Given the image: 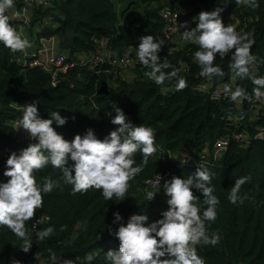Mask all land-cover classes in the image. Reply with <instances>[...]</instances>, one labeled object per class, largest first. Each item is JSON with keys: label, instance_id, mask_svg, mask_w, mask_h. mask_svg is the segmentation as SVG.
Returning a JSON list of instances; mask_svg holds the SVG:
<instances>
[{"label": "trees", "instance_id": "1", "mask_svg": "<svg viewBox=\"0 0 264 264\" xmlns=\"http://www.w3.org/2000/svg\"><path fill=\"white\" fill-rule=\"evenodd\" d=\"M46 1L47 6L32 8V24L41 25L37 36L56 35L60 50L69 61L77 63L52 85L49 73L37 67H22L16 62L17 53L0 44L1 181L8 179L3 172L9 154H19L21 149L35 143L34 140L18 142L12 137L10 122L22 116V110L14 104L26 101L37 102L41 118L47 119L56 111L67 117L65 125L58 127L53 123L52 126L69 141L88 129L100 139L115 130L118 126L111 123V118L112 106L116 105L133 124L153 129L156 151L147 163L143 162L141 152L134 154V166H140L142 171L129 180L122 201L115 196L105 200L101 190L95 188L74 193L72 186L62 179V172L51 164L37 170L34 175L38 184L50 178L59 186L42 194V206L25 221L31 242L27 252L24 251L27 241L6 226H0V264H64L66 260L73 264H110L107 251L118 247V241L108 232L109 226L116 227L112 225L113 213L118 211L125 222L132 214H146L150 221L161 218L168 207L160 199L163 191L148 188L145 181L156 175L187 179L198 167L211 174V186L220 201L216 220L206 222L207 234L218 233L220 241L215 246L194 245L197 254L205 264H264V138L253 139L264 127V97L260 100L252 97L254 87L250 77L235 76L229 67L231 52L223 58L217 55L214 61L221 67L223 76L202 77L199 66L193 62L197 46L166 39L158 16V9L169 4L195 27L193 17L201 11L226 5L221 13L222 22L225 26L234 25L237 32L253 41L250 52L254 60L248 66L249 72L251 76L264 77V0H257L255 8L239 0H140L137 4L126 0L121 13L117 12L113 0ZM49 16L53 18L50 25L45 23ZM119 18L126 27L118 23ZM142 35L164 41L158 55L161 61L167 60L171 65L165 71L176 70L186 80L184 89H175L176 78L166 80L163 85L150 81L144 75L148 69L140 63L130 70L136 76L127 79L129 73L114 77L112 66L107 62L93 66L78 62L80 56L102 51L100 41L105 37H111L113 58L132 55ZM223 81H230L234 90L244 89L248 98L242 103L231 99L216 101L198 89L203 82L214 85ZM163 90L169 93H161ZM236 133H247L249 143L236 142ZM218 138H227L228 145L214 159L212 146ZM203 149L211 151V155H198ZM185 155L196 164H181L179 158ZM240 177H249L239 193L243 202L232 204L228 196ZM149 191L156 194L151 201L147 200ZM193 192L199 197L195 203L201 210L206 208L204 198L195 189ZM40 215L47 216L48 220L33 231L32 224ZM49 225L54 228L53 234L38 240L36 234Z\"/></svg>", "mask_w": 264, "mask_h": 264}, {"label": "clouds", "instance_id": "2", "mask_svg": "<svg viewBox=\"0 0 264 264\" xmlns=\"http://www.w3.org/2000/svg\"><path fill=\"white\" fill-rule=\"evenodd\" d=\"M239 2L252 8L258 6L257 0ZM12 6L13 0H0V44L13 52L23 51L30 47V42L10 26L7 10ZM225 7L201 11L193 17L195 27L188 28L187 22L180 24L179 28L186 29L181 37L185 42L197 46L193 62L199 66L202 77L223 76L221 67L214 61L217 55L223 58L231 52L230 69L238 78L250 77L257 86L254 95L262 98L264 77L250 76L248 67L254 60L250 52L253 41L247 35L238 33L234 25L225 26L221 16ZM163 45V40L142 35L138 38L136 57L148 69L144 75L150 81L163 85L166 80L176 78L175 89L180 91L187 86V82L176 70L165 71L171 65L167 60L161 61L158 55ZM226 91L234 102L242 103L243 99L248 98L240 87L234 91L227 88ZM22 109L16 130L23 129L35 143L21 149L19 154L10 153L5 161L3 175L8 179L0 182V226H6L17 237L27 241L24 248L27 252L31 242L25 221L32 218L35 210L42 206V194L50 193L59 186L57 181L50 178L45 179L42 185L38 184L34 175L37 170L51 164L62 172V179L72 186L74 193L95 188L101 190L105 200L115 196L122 201L129 180L142 171L140 166H134V154L141 152L143 162L147 163L156 148L153 129L133 124L116 105L112 106L114 115L111 118V123L118 126L115 130L100 139L92 129H88L83 135L76 134L70 141L52 126L53 123L58 127L67 123L68 118L61 116L59 111L50 113L49 118L44 119L39 114L37 102L27 104ZM181 157L184 161H179L183 165L196 164L188 160L187 155ZM69 161L72 163L69 164ZM168 178L162 187L155 188H161L167 197L168 207L162 212L161 218L150 221L146 214H132L125 222L118 211L113 213L112 225L116 227L113 229L109 226L108 232L118 241V247L107 251L106 259L110 264H205L194 245L203 243L215 246L220 241L218 233L209 236L206 230V222L216 220V207L220 203L211 186V174L207 169L198 167L187 179L176 176ZM161 179L160 176L157 181L159 185ZM248 179L240 177L235 181L228 196L230 203L243 202L239 193ZM193 189L204 198L207 207L203 210L195 203L199 197L194 195ZM155 195L149 191L147 200H153ZM53 232V226L49 225L36 234L37 239L43 241ZM64 264L73 262L66 260Z\"/></svg>", "mask_w": 264, "mask_h": 264}, {"label": "built area", "instance_id": "3", "mask_svg": "<svg viewBox=\"0 0 264 264\" xmlns=\"http://www.w3.org/2000/svg\"><path fill=\"white\" fill-rule=\"evenodd\" d=\"M34 5H43L47 6L46 0H13V6L7 10V15L9 16V24L12 26L18 33L21 35H25L26 38L30 42V46L23 51H15L17 53L16 62L22 65V67H37L42 71H45L50 74L52 85H55V80L58 76L66 74L70 69L75 67L76 61L68 60L67 56L61 50H55L50 45L43 44V42L57 43L56 36H50L48 38L37 36V31L40 30L41 25L38 22L32 24V8ZM158 16L162 21L163 28L162 33L166 39L174 40L175 42L185 43V41L181 37V33L185 31V28H179L180 24L187 22L188 28H192V21L183 16L181 12L176 10L173 6L169 4H164L158 9ZM52 17L49 16L45 20V23L50 25L52 21ZM118 23L123 26H127L122 19L119 18ZM23 28L25 30V34L23 33ZM34 34V38L30 39L27 35V30ZM241 34V31H238ZM111 37L102 38L100 43L103 48L102 51L96 52L94 54H90L89 56L78 58V62L83 65L93 66L101 63L107 62L112 66L111 72L114 77H117L119 73H129L127 79H132L136 75L132 74L130 70L135 67V65L139 64V61L136 57V52L132 55H125L118 59L113 58L111 56V44H109ZM251 76V75H250ZM251 80L252 86H255ZM227 88H231L234 91V86L230 81H223L214 85H210L208 82H203L199 84L198 89L210 94L211 99L213 100H222V99H230V93L226 91ZM161 93L168 94L169 91L163 90ZM252 97L255 100H260L262 98H257L254 95ZM30 104L29 101H26L21 104H14V107L22 110V107ZM19 105V106H18ZM19 119L12 120L10 122L12 127V137L18 142H30V139L27 133L23 129L16 130L17 123ZM264 138V127L260 128L254 135L253 139H263ZM234 140L238 143H249L250 136L247 133H236L234 135ZM228 145L227 138H218L214 141L212 149H213V157L217 159V156H220ZM160 176L162 177L160 181V185L157 183ZM170 179L164 175H156L150 179L145 181V184L150 189H155L162 187L164 180ZM0 182L1 179H0ZM48 217L45 215H40L35 219L32 224V230L35 231L38 229L39 225L46 222Z\"/></svg>", "mask_w": 264, "mask_h": 264}, {"label": "rangeland", "instance_id": "4", "mask_svg": "<svg viewBox=\"0 0 264 264\" xmlns=\"http://www.w3.org/2000/svg\"><path fill=\"white\" fill-rule=\"evenodd\" d=\"M114 1V3H115V8H116V10H117V12L119 13H121V10H123V8L125 7V5L127 4V1L126 0H113ZM135 2H136V4L140 1V0H134ZM131 7H133V6H131ZM120 15H122V14H120ZM125 18V17H124ZM22 30H23V33L25 34V30L23 29V28H21ZM27 35H28V38H30V39H32V37H33V33L32 32H30V29H28L27 30ZM22 36L23 37H27V36H25V35H23L22 34ZM19 106V105H18ZM256 114V113H255ZM198 155H200V156H203V155H206V156H210L211 155V151H207V150H202V151H200L199 152V154ZM179 160H181V161H184V158L183 157H181V158H179ZM194 161L195 160H193V161H191V162H193L194 163ZM160 199H161V201H163V203H164V205H167V203H166V201H167V197L164 195V193H160Z\"/></svg>", "mask_w": 264, "mask_h": 264}, {"label": "crops", "instance_id": "5", "mask_svg": "<svg viewBox=\"0 0 264 264\" xmlns=\"http://www.w3.org/2000/svg\"><path fill=\"white\" fill-rule=\"evenodd\" d=\"M56 40H57V38H56ZM43 44L50 45L53 49H55V50H59L58 41H57V43L54 42L53 44H51V43H47V42H43ZM30 47H33V45H31Z\"/></svg>", "mask_w": 264, "mask_h": 264}]
</instances>
